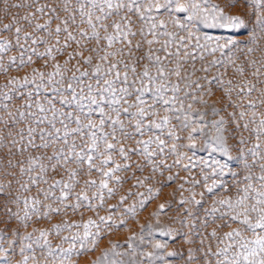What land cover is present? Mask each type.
Here are the masks:
<instances>
[{"label": "rangeland", "instance_id": "374dc122", "mask_svg": "<svg viewBox=\"0 0 264 264\" xmlns=\"http://www.w3.org/2000/svg\"><path fill=\"white\" fill-rule=\"evenodd\" d=\"M21 2L23 0H8V4L5 5L3 0H0V28L3 27V24L10 23L13 16L17 14L22 16L28 11H34L37 7V5H33L32 9L11 7L12 4ZM46 2L53 4V6L59 4V0H39L40 4ZM148 2L149 0H145L144 7L148 6ZM151 2L162 5L165 0H151ZM186 2L187 0H180L182 4ZM210 4L218 5L226 15L239 16L242 24L236 28L207 27L199 22L196 23L195 28H192L191 25L188 26V31H192L200 37L201 43H205V36L210 37L211 40L207 41L210 47H215L216 41H219L222 46L227 42V46L223 47L222 51L217 50L215 54H209L207 51L202 52L201 49L193 48L195 41L190 40L187 50L195 55V61L189 59L183 64L185 71L181 73L180 79L175 76L170 78L171 83H179L181 91L178 96L183 101L184 111L192 114L190 127L182 130L176 119H172L169 128L174 129L175 134L180 139H168L167 132L162 136L166 140L167 147L164 154L157 155L153 162L155 164L163 162V166L153 171L152 166L145 164L142 157L133 156L134 162L144 165L143 172H136V178L148 177V179H144L143 185L134 186L136 180L127 179L131 173H117V176L127 179V182L119 184L110 182L109 187L114 189V193L109 196L107 191H104L102 206L98 198L93 199V194L97 192V188H85V180L94 179L99 184L102 177L96 172H93L91 176L81 172L77 177L79 183L74 185L71 195L63 204L55 199L61 195L59 189L54 190L52 198L45 199L43 195L39 194L36 187H31L30 191H24L16 183V180H20L22 183H27L28 180L26 175L19 174L18 169H6V171L16 173V180L6 174L4 169L9 158L8 152L12 138L19 139L20 130H24L25 135H27V128L29 126L35 127L30 116L26 115L21 118L19 115L21 112H37L34 104L31 108H26L25 101L32 103V100H38L47 107L44 97L54 95L51 91H42L37 94L34 91L35 84L30 83L21 86L25 78L31 81L35 71L47 75V73L54 71V65L57 63L61 65L65 78L71 77L76 71L75 66L79 57L70 59L69 54L74 50L79 51V47L76 43L69 42V46L62 53H56L53 50L54 60L48 56L38 57L28 51L25 52L24 59L27 61L28 56H31L32 62L20 65L19 57L24 48H35L37 52L44 53L48 47L56 46L55 33L49 37L47 32L33 31L35 24L46 23L50 14L41 16L37 13L31 26L21 21L20 24L14 25L11 31H0V40H8L12 43V47L8 51L0 53V65L7 69V71L0 70V139L3 140V146H0V184L7 185L9 181L12 182V187L0 196V208L7 203L8 208L18 214V218L9 219L0 212V219L8 220L7 225L0 223V236L5 237L0 240V247L7 250L0 252V264H7L4 260L5 256L11 264H23L24 257H28L27 264H99L105 252L108 253V257L104 264H112L113 261L116 264H217V259L221 258L205 255V253L208 252L209 248L212 252H216L219 248H224L233 243L232 240L224 239L225 233L238 229L241 236L236 237V241L254 238L253 233L247 230L245 225L230 219L233 212L226 206L215 205L217 211L212 216H209L208 212L213 206V201L227 198L235 200L238 195L237 189H243L248 184H252L256 191L264 190L261 187L264 181L258 179L262 175L260 165L264 164V160L257 159L254 164L253 158L248 154V149L253 148L258 142L252 129L257 127L261 119H264V30L256 23L253 9L249 3H246V0H210ZM72 6L76 7L75 0H72ZM6 7L8 18H5ZM59 15L63 18L66 13L59 11ZM152 15L158 24L162 21L166 25V28L159 29V31H167L177 37L188 36V31L181 29L176 23L177 20L183 21L186 14L173 13L170 15L161 9L160 13L154 11ZM79 19L77 14L78 24ZM113 19H118V17ZM131 20L132 31L136 32L133 44L141 43L142 47L137 55H143L149 49L146 40H151L153 37L147 34V25L137 15H131ZM59 22V20L53 19L50 25L51 29L54 30ZM21 25L24 26L25 31L33 34V38L43 37L47 43L33 45L31 40H28L25 44L22 32L20 43L24 45V48L17 47L14 36L15 27ZM80 28L89 30L86 24H81ZM141 29L144 30L145 35H141ZM69 31H72L77 35V39H80L79 30L75 25H72ZM112 31L113 29L109 27L108 32L111 33ZM104 34L101 30V36ZM65 39L66 34L62 32L59 36V46L64 44ZM166 39L168 38L161 36L160 43L153 44L152 49H159ZM82 43H87L89 48L96 46L95 40L91 42L82 41ZM179 43L180 41L177 40L170 50H174ZM122 46L120 43H116L108 51H114ZM100 47H107L106 42L101 40ZM154 54L164 55L163 52ZM201 54L204 59H200ZM84 55H93V62L91 66L81 63L79 66L82 71H91L95 64L102 63L94 53L85 51ZM100 55H103V52ZM11 57L17 58L15 64L10 63ZM212 60H218L221 63L209 67ZM143 63H147V60ZM165 63L169 69L175 67L174 63L169 64L167 61ZM203 67H209V71H201L200 69ZM238 67H243V75L236 71ZM185 76L187 79H184ZM213 77H218V80H213ZM9 80H14L15 83L8 84ZM229 81L231 84L228 83ZM36 82L39 83V80ZM197 82L200 87H197ZM252 85L255 86L254 90L248 94L247 89ZM6 92L11 94L10 100L4 99ZM28 92H33L31 100L27 96ZM185 93L189 95L186 96ZM249 101L256 103L255 109L249 107ZM148 102L151 103V100L149 99ZM5 104L7 108L4 107ZM189 104L191 109L188 108ZM177 106H179V102ZM56 107L61 109L63 106L57 103ZM213 109H215L216 114L213 113ZM63 110L71 109L63 108ZM241 112L246 113L243 119L240 117ZM197 113L204 114L202 121L197 118ZM253 113H255V123L250 122L253 120ZM165 114L163 109H160V117ZM48 115L50 118L51 113ZM93 119L97 123L99 122L97 117L94 116ZM121 119L124 117L122 116ZM220 119L225 121L224 127L227 129L224 134L225 147L231 158L220 151L206 148L204 144L206 139H214L217 135L216 130L211 127V123ZM246 122H248V130L243 127ZM202 124H207L208 127L203 129V133H193L194 138L189 139L192 128L200 127ZM237 124H239V128H237ZM42 127H46V125ZM57 127L60 125L57 124ZM72 127L75 125L73 124ZM149 135L151 133L146 134L143 139H148ZM241 138L245 143L239 142ZM37 142L39 143L38 140ZM77 143H80L79 139H77ZM259 143L264 147V137ZM173 144L176 146L175 152L171 151ZM191 144H195V148H189L188 146ZM155 147L153 144L152 150H155ZM53 151L54 148L39 151L29 150L23 155L17 154L11 158L15 162L25 159L29 154L35 156L44 152L51 155ZM12 152L15 153L16 148H12ZM115 158L117 162H121L119 156ZM178 160L179 163H177ZM213 160H218L227 165L223 176L213 175V168L215 167L212 164ZM245 161L251 167H245ZM205 162L209 165L208 167H205ZM185 165L187 168L184 167ZM68 167L75 169L76 165L72 164ZM133 171H135V167ZM249 175L252 179L245 180V177ZM169 176L174 179L169 181ZM205 176L208 177L207 181L204 180ZM47 179L48 184L53 183L55 179L70 182L68 174L63 170L54 173L50 169ZM196 181L199 183H195ZM213 181H216L218 186L214 188L212 193H209L206 191L205 184L212 185ZM48 184H40L39 188L47 190ZM82 192L87 193L92 204L91 209L83 204L76 210L65 207V204L77 203L75 197ZM140 193L143 196L138 195ZM16 196L20 197L19 203L12 202ZM33 197L40 201L34 206L35 211H33L31 204ZM122 197H125L123 203H121ZM25 199L30 201L27 209L23 203ZM142 199L147 201L143 208L140 206ZM182 200L185 203L181 204ZM194 201H199V203ZM253 202L248 201V203ZM161 204L165 205L163 211L159 207ZM48 206L53 209L60 208L61 211L59 213L52 212ZM133 207L135 208L134 212L126 211ZM26 212L28 214L27 219H25ZM101 217L105 218L104 221H101ZM251 219L255 223V214L251 215ZM89 220L94 223L89 225L87 231L92 234L99 233V238L95 244L93 245L90 236L87 244L89 250L82 255H77L75 250L70 256L61 255L62 250L72 246L74 235L78 234L81 238L84 237L86 231L84 225L88 224ZM206 220L207 226H205ZM64 224H70L72 227H63ZM57 225L62 226L59 232L56 228ZM213 230L216 232L215 237L211 235ZM41 232L45 235L42 236ZM257 232L260 230L257 229ZM29 234L31 239H25ZM66 237L68 239H65ZM10 241H14V243H10ZM37 241L39 242L37 243ZM158 244L161 247L157 248ZM28 245H31L30 249ZM114 245L115 247H113ZM22 247L25 249L23 254L20 252ZM76 248L79 249V243H77ZM237 250L236 247L231 248L229 255ZM50 251L52 252L51 255L49 254ZM190 253L195 256V259H190Z\"/></svg>", "mask_w": 264, "mask_h": 264}, {"label": "snow or ice", "instance_id": "6c2138e0", "mask_svg": "<svg viewBox=\"0 0 264 264\" xmlns=\"http://www.w3.org/2000/svg\"><path fill=\"white\" fill-rule=\"evenodd\" d=\"M3 3L7 5L8 0H3ZM246 3L250 4L255 14L256 23L264 30V0H246ZM75 4L76 7H73L72 0H59L57 6L47 2L40 4L39 0H23L21 3L12 4L11 7L16 9H32L33 5H37V7H35L34 11H28L22 16L19 14L13 16L10 23L3 24V27L0 28V31H11L13 26L20 24L21 21L31 26L32 20L37 13L41 14V16L50 14L46 23H37L33 28L34 32H47L49 37L55 33L57 38L56 46L48 47L44 53L37 52L35 48H24V45L20 43L21 33L23 32L25 44L28 40H31L33 45L46 44L47 40L43 37L33 38V34L25 31L23 25L15 27L16 46L24 48L19 57L20 65L32 62L31 56H28L27 61L24 59V54L28 51L38 57L48 56L54 60L53 50L56 53H62L69 46V42L76 43L79 47V51L74 50L69 54L70 59L79 57L75 66L76 71L73 72L71 77L66 79L61 65L57 63L54 65V71L47 73V75L43 72L35 71L31 81L25 78L21 86L30 83L35 84L34 91L37 94L42 91H51L54 95L52 97H44L47 107L38 100H32V103L25 101L26 108H31L34 104L37 112H21L19 115L21 118L26 115L30 116L35 127L29 126L27 135H25L24 130H20L18 133L19 139L12 138L8 152L9 158L4 170L6 171L7 168L18 169L19 174L28 177L27 183L16 180V173L6 171V174L16 180V183L24 191H30L31 187H36L39 194L43 195L45 199L52 198L54 190L59 189L61 195L55 197V199L62 204L68 200L74 185L79 183L77 177L81 172H85L88 176L96 172L102 177L99 184L94 179L85 180V188H97V192L93 194V199L98 198L102 206L104 191L106 190L109 196L114 193V189L109 187L110 182L119 184L127 182V179H135L136 184L134 186H138L143 185L144 179H148V177L144 179L136 178V172H143L144 165L134 162L132 160L133 156L142 157L145 164L152 166L153 171L163 166V162L161 164L153 162L157 155L164 154L167 147L166 140L162 136L167 132L168 139H180L175 134V130L169 128L172 119H176L182 130L190 127L192 114L184 111L183 101L178 96L181 91L179 83H171L170 78L175 76L180 79L181 73L185 71L183 64L189 59L195 61V55L187 50L190 40L195 41L193 48L201 49L202 52L207 51L209 54H215L217 50L222 51L223 47L227 46V42L222 46L219 41H216L215 47H210L207 43V41L211 40L210 37L205 36V43H201L200 37L196 36L192 31H188V26L191 25L192 28H195L196 23L199 22L207 27L236 28L242 24V21L239 16L226 15L218 5L210 4V0H187L183 4L180 3V0H165L162 5L159 3L154 4L149 0L147 7H144L145 0H75ZM231 6L234 7L235 5ZM58 9L66 13L63 18L59 15ZM161 9L170 15L173 13L186 14L183 21L177 20L176 23L181 29L188 31L187 37H177L173 33L159 31V29L166 28V25L162 21L158 24L152 13L154 11L160 13ZM77 14L80 18L79 24L77 23ZM131 15H137L147 25V34L153 37L151 40H146L149 49L143 55H137L141 50V43L133 44L136 32L132 31ZM114 17H118V19H113ZM5 18H8L7 7L5 8ZM53 19L60 21L54 30L50 27ZM108 21H111V23H108ZM81 24H86L87 29L90 31L81 29ZM72 25H75L79 30L80 39H77V35L69 31ZM109 27L113 29L111 33L108 32ZM101 30L105 33L103 36H101ZM62 32L66 34V39L64 44L59 46V36ZM141 35H145L143 29H141ZM161 36H165L168 39L160 45L159 49H152L151 46L153 44L160 43ZM93 40L96 41V46L91 48L88 47L87 43H82V41L91 42ZM101 40L106 42L107 47H100ZM177 40L180 41L179 45L174 50H170ZM116 43H120L123 46L114 51H108ZM11 47V41L0 40V53L8 51ZM85 51L94 53L98 56L99 61L102 62L95 64L91 71H82L79 66L81 63L92 65L93 55L85 56ZM101 52H103V55H100ZM156 52H163L164 55L154 54ZM117 57L119 58L117 59ZM200 59H204L202 54ZM16 60V57H11L10 63L15 64ZM145 60H147V63H143ZM165 61L169 64L174 63L175 67L169 69ZM218 63H221V61L212 60L209 67ZM209 67H203L200 70L208 72ZM153 69L155 70L154 72ZM0 70L7 71L2 65H0ZM236 71L240 75L244 74L243 67H238ZM56 77H59V79H56ZM184 79H187V77L185 76ZM205 79L207 80V77ZM37 80H39V83L36 82ZM213 80H218V77H213ZM92 81H95V83H92ZM13 83H15L14 80L8 81V84ZM228 83L231 84V81ZM197 87H200L198 82ZM254 87V85L249 86L247 93L250 94ZM185 95L189 94L185 93ZM27 96L31 100L33 92H28ZM4 99L10 100L11 94L8 92L4 93ZM149 99L151 103L148 102ZM178 102L179 106H177ZM57 103L63 107L58 109L56 107ZM4 107L7 108V105L5 104ZM249 107L255 109L256 103L249 101ZM63 108L71 110L66 111ZM188 108L191 109L190 104ZM132 109H135V111H132ZM160 109H163L166 113L162 117H160ZM48 113H51L50 118ZM213 113L216 114L215 109H213ZM245 114V112L240 113L241 119H243ZM196 115L200 121L203 120L204 114L197 113ZM232 115L234 116L235 114L233 113ZM94 116L98 118V123L93 119ZM122 116L124 119H121ZM254 117L255 113H253V120L250 122L255 123ZM57 124L60 127H57ZM73 124L75 127H72ZM45 125L46 127H42ZM224 125L225 121L223 119L213 121L211 127L216 130L217 135L214 139H206L204 144L206 148L220 151L231 158L225 147L224 134L227 129ZM205 127H208V125L202 124L200 127L192 128L189 139L194 138L193 133H203ZM243 127L248 130V122ZM237 128H239V124H237ZM252 132L258 142L253 148L248 149V154L253 158V163L255 164L257 159L264 160V147L259 143L261 138L264 137V119L259 121V124L252 129ZM149 133L151 135H149L148 139H143ZM77 139L80 141L79 144ZM239 142L241 144L245 143L243 138ZM153 144L156 146L155 150L151 148ZM57 145L60 146L56 147ZM0 146H3L2 139H0ZM188 147L195 148V144H191ZM12 148H16L15 153L12 152ZM49 148H54L51 155H47L44 152L35 156L29 154L25 159L16 160L15 162L11 158L17 154L23 155L24 152L29 150L39 151ZM171 151H176L175 144L172 145ZM116 156H119L121 162H117ZM177 163H179V160ZM72 164L76 165L75 169L68 167V165ZM212 164L215 165L213 175L223 176L225 174L226 164H222L218 160H213ZM208 166L207 162H205V167ZM134 167L135 171H133ZM184 167L187 168V165ZM245 167L251 166L245 161ZM260 167L262 175L258 179L264 181V164H261ZM50 169L54 173L63 170L68 174L70 182H65L63 179H55L53 183L48 184L47 176ZM122 172H128L131 175L127 179L117 176V173ZM173 179L171 176L168 177L169 181ZM207 179L208 177L205 176L204 180L207 181ZM251 179V175L245 177V180ZM195 183H199V181ZM40 184H48V189H40ZM217 186L216 181H213L212 185L205 184L206 191L209 193H212ZM11 187V181L7 185L0 184V196L4 195ZM261 187L264 189V184ZM237 192L238 195L235 200L227 198L213 201V206L209 210L208 215L212 216L216 213L217 208L215 205L226 206L233 212L230 219L245 225L247 230L253 233L254 238L236 241L235 238L240 237L241 232L238 229H234L225 233L224 236V239L232 240L233 243L228 244L224 248H219L216 252H212L211 248H209L205 255L221 258L217 259V264H264V234H261L264 233V190L256 191L252 184H248L243 189H237ZM138 195L143 196L142 193ZM201 196H203V193H201ZM75 199L77 203L72 205L65 204V207H71L76 210L83 204L89 209L92 208L86 192L76 195ZM124 199L125 197L121 198V203H123ZM250 200L254 202L248 203ZM12 202L19 203L20 197L16 196ZM29 202V199L23 201L26 209L29 206ZM194 202L199 203V201ZM39 203L38 199L31 198L33 211H35L34 206ZM146 203L147 201L142 199L140 202L141 208ZM183 203L185 201L182 200L181 204ZM48 207L52 212L59 213L61 211L60 208L53 209L51 206ZM159 207L163 211L165 205L161 204ZM126 211L134 212L135 208L133 207ZM0 212L9 219L18 218V214L12 212L8 208L7 203L0 208ZM252 214L256 216L255 223L252 222ZM27 218L28 214L26 212L25 219ZM100 219L104 221L105 218L101 217ZM7 222V219H0V223L7 225ZM93 223V221L89 220L88 224L84 225L86 230L84 237L81 238L78 234L74 235L72 237V246L69 249L62 250L61 255L70 256L74 250L77 255H82L85 251H88L89 237H92L93 245L99 238L98 232L92 234L87 231L89 225ZM205 226H207V220L205 221ZM61 227V225L56 226L58 232ZM63 227L71 228L72 225L64 224ZM257 229L260 232H257ZM41 235L44 236L45 233L41 232ZM211 235L213 237L216 236L215 230H213ZM4 238V236H0V240ZM25 239H31V235L29 234ZM65 239L68 238L66 237ZM10 243H14V241H10ZM77 243H79V249L76 248ZM156 247L159 248L161 245L158 244ZM233 247L238 250L229 255V250ZM28 248L30 249L31 245H28ZM6 251L0 247V252ZM24 251L25 249L22 247L20 249L21 254ZM49 254L51 255L52 252L50 251ZM107 257L108 253L105 252L99 264H104ZM190 259H195V256L191 253ZM4 260L7 264H11L7 256L4 257ZM27 261L28 257H24L23 264H27ZM112 264H116V262L113 261Z\"/></svg>", "mask_w": 264, "mask_h": 264}]
</instances>
